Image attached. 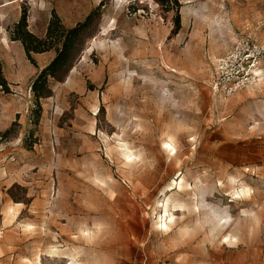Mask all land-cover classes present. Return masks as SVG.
I'll list each match as a JSON object with an SVG mask.
<instances>
[{
  "label": "rangeland",
  "instance_id": "obj_1",
  "mask_svg": "<svg viewBox=\"0 0 264 264\" xmlns=\"http://www.w3.org/2000/svg\"><path fill=\"white\" fill-rule=\"evenodd\" d=\"M100 5L33 125L8 30ZM0 59V264H264V0H0Z\"/></svg>",
  "mask_w": 264,
  "mask_h": 264
},
{
  "label": "trees",
  "instance_id": "obj_2",
  "mask_svg": "<svg viewBox=\"0 0 264 264\" xmlns=\"http://www.w3.org/2000/svg\"><path fill=\"white\" fill-rule=\"evenodd\" d=\"M101 5L94 9L85 19L73 27L64 24L55 10H52L46 32L39 37L29 30L28 9L22 10L20 19L9 29L11 41L20 42L27 58L36 65L33 54L54 53L52 60L41 69L31 83V93L34 100V108L31 110V123L37 126L42 116L41 100L52 96L51 80L62 82L64 76L72 69L82 47V35L91 27L99 17ZM0 88L9 94L10 84L4 75V65L0 59ZM9 132H6L7 135Z\"/></svg>",
  "mask_w": 264,
  "mask_h": 264
},
{
  "label": "built area",
  "instance_id": "obj_3",
  "mask_svg": "<svg viewBox=\"0 0 264 264\" xmlns=\"http://www.w3.org/2000/svg\"><path fill=\"white\" fill-rule=\"evenodd\" d=\"M259 52L258 50L254 47L251 49V52L248 54V59H247V64L250 63V68L255 67L259 63ZM232 62L231 57L227 59V61H223L221 63H225L224 68H227V65H230ZM245 67L242 65L241 71H238L236 75L233 73L229 72V77L228 80L224 81L221 86L224 88V91H226L228 94H231L235 92L238 88H240L241 84L244 82V79L246 78L245 75H247L248 70H244ZM245 73V74H244Z\"/></svg>",
  "mask_w": 264,
  "mask_h": 264
},
{
  "label": "bare ground",
  "instance_id": "obj_4",
  "mask_svg": "<svg viewBox=\"0 0 264 264\" xmlns=\"http://www.w3.org/2000/svg\"><path fill=\"white\" fill-rule=\"evenodd\" d=\"M166 147V146H165ZM167 149H169V150H171V151H173L174 149H173V147H172V145H167ZM128 150V149H127ZM128 153V152H127ZM133 155V154H132ZM132 155L130 154V153H128V155L126 156L127 157V159H128V161L132 158ZM179 186L181 187V184H179ZM169 203V202H168ZM167 203V204H168ZM170 223H174V221H173V219L170 221ZM163 226L165 227V230H168L169 229V226L165 223V224H163ZM229 241H230V239H229Z\"/></svg>",
  "mask_w": 264,
  "mask_h": 264
},
{
  "label": "crops",
  "instance_id": "obj_5",
  "mask_svg": "<svg viewBox=\"0 0 264 264\" xmlns=\"http://www.w3.org/2000/svg\"><path fill=\"white\" fill-rule=\"evenodd\" d=\"M4 6H6V4Z\"/></svg>",
  "mask_w": 264,
  "mask_h": 264
}]
</instances>
